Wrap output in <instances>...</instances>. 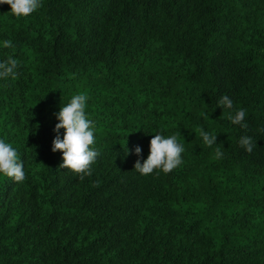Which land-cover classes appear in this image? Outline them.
Segmentation results:
<instances>
[{"label":"trees","instance_id":"obj_1","mask_svg":"<svg viewBox=\"0 0 264 264\" xmlns=\"http://www.w3.org/2000/svg\"><path fill=\"white\" fill-rule=\"evenodd\" d=\"M9 56L20 75L0 79V139L26 179L0 173V264H264V0H42L21 18L2 4ZM77 94L100 152L83 180L52 151ZM155 134L177 135L183 163L143 176Z\"/></svg>","mask_w":264,"mask_h":264},{"label":"clouds","instance_id":"obj_2","mask_svg":"<svg viewBox=\"0 0 264 264\" xmlns=\"http://www.w3.org/2000/svg\"><path fill=\"white\" fill-rule=\"evenodd\" d=\"M7 4L11 8V14L17 18L28 17L42 7V0H0V5ZM4 48H11L13 44L6 40ZM18 61L9 56L6 60L0 61V79L15 81L20 73ZM89 97L86 94L74 95L70 102L62 105L56 114L59 123L55 126L56 136L53 140V152H61L63 163L62 169L70 170L81 180L93 174L92 165L97 161L100 152L96 149L95 122L90 120L86 114V102ZM218 106L228 112V119L234 125H239L242 129L248 130L249 124L246 122V110L235 108L233 100L224 95L218 101ZM234 113V114H233ZM206 118H208L206 116ZM64 129L63 138L60 130ZM199 136L202 137L204 145L212 148L217 144V135L210 134L203 128L199 129ZM239 143L248 153H251L257 146L252 136L247 134L240 137ZM149 155L141 163L138 159L135 162L134 170L143 176H148L154 172L159 175L160 171L164 174L171 173L183 163L182 153L184 146L178 142L177 135L165 137L163 134H155L150 140ZM215 158L223 157L220 146H216ZM135 153L140 156L141 147L135 148ZM0 173L13 179L15 182H23L26 179L24 162L12 144L0 139ZM100 181L93 182V187H99Z\"/></svg>","mask_w":264,"mask_h":264}]
</instances>
